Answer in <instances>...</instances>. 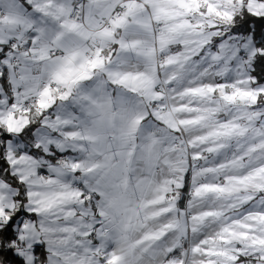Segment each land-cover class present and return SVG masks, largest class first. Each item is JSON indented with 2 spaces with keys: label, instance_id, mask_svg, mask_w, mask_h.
Instances as JSON below:
<instances>
[{
  "label": "snow or ice",
  "instance_id": "snow-or-ice-1",
  "mask_svg": "<svg viewBox=\"0 0 264 264\" xmlns=\"http://www.w3.org/2000/svg\"><path fill=\"white\" fill-rule=\"evenodd\" d=\"M264 0H0V264H264Z\"/></svg>",
  "mask_w": 264,
  "mask_h": 264
},
{
  "label": "trees",
  "instance_id": "trees-1",
  "mask_svg": "<svg viewBox=\"0 0 264 264\" xmlns=\"http://www.w3.org/2000/svg\"><path fill=\"white\" fill-rule=\"evenodd\" d=\"M258 32H264V24H258L257 25ZM258 75L264 76V72H262L260 69L257 70ZM2 163V162H0Z\"/></svg>",
  "mask_w": 264,
  "mask_h": 264
}]
</instances>
